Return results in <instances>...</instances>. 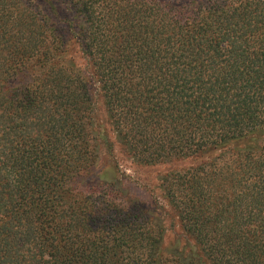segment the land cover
<instances>
[{
    "label": "trees",
    "instance_id": "obj_1",
    "mask_svg": "<svg viewBox=\"0 0 264 264\" xmlns=\"http://www.w3.org/2000/svg\"><path fill=\"white\" fill-rule=\"evenodd\" d=\"M77 5L116 150L141 166L196 160L160 184L195 250L164 247L113 168L84 185L97 140L114 146L92 128L88 80L55 60L50 12L0 0V264H264V0Z\"/></svg>",
    "mask_w": 264,
    "mask_h": 264
},
{
    "label": "rangeland",
    "instance_id": "obj_2",
    "mask_svg": "<svg viewBox=\"0 0 264 264\" xmlns=\"http://www.w3.org/2000/svg\"><path fill=\"white\" fill-rule=\"evenodd\" d=\"M28 1L34 9H37L41 16H44L43 12L45 14L50 12L49 23H51L53 30L49 32L48 41L51 48L57 47L58 55L55 60L62 67H64V63H71L76 66V69L83 72L88 80V87L92 95V128L95 129L96 135L100 137L101 135H106L107 141L114 144L112 148L113 158L110 155L109 148L103 144V141L97 140L99 158L97 162L95 161L93 168L95 169V174L94 177L90 176L89 179H86L84 185L88 186L94 183L95 179L106 180L107 178L102 175L108 177L107 173L113 168L118 175V184L121 185V192L117 196L119 199H124L128 204L132 202L134 207L139 206V203H141L152 211L150 219L153 218L158 222L164 231V244L166 245L164 247H170L169 249L171 250L177 248L180 251L195 250L194 241L191 237L183 234L173 210L163 198L160 184L161 177L164 174L193 165L196 160L187 159L186 161L170 163L165 161L162 164L150 167L138 165L128 159L126 155L123 156L121 152H118L116 149L119 150V146L115 145L114 136L104 114L103 101L100 97L98 86L93 80L92 67L87 57L81 53L80 42L78 44L76 37L72 35V23H75V20L79 17L74 10L78 7V0H44L46 5H41L42 8L37 6L40 0ZM28 75L29 79L39 77L36 74V76ZM24 79L26 78L24 77ZM104 183L107 184L108 179Z\"/></svg>",
    "mask_w": 264,
    "mask_h": 264
}]
</instances>
